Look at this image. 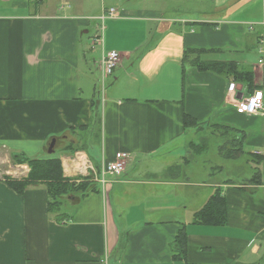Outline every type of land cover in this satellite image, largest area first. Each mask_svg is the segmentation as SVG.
I'll use <instances>...</instances> for the list:
<instances>
[{
    "label": "crops",
    "instance_id": "0c3cea01",
    "mask_svg": "<svg viewBox=\"0 0 264 264\" xmlns=\"http://www.w3.org/2000/svg\"><path fill=\"white\" fill-rule=\"evenodd\" d=\"M93 1L0 0V264L263 262L264 0H121L90 14ZM107 51L120 60L101 94ZM194 62L250 71L251 87ZM230 83L238 97L262 91L263 110L236 114ZM184 116L197 125L184 127ZM52 139L56 157L46 153ZM117 153L128 155L121 175L62 199V221L47 211L44 185L17 194L4 179L26 176L6 170L17 155L59 159L74 178ZM217 190L225 225L191 224ZM181 225L185 261L172 259Z\"/></svg>",
    "mask_w": 264,
    "mask_h": 264
},
{
    "label": "trees",
    "instance_id": "16d2710c",
    "mask_svg": "<svg viewBox=\"0 0 264 264\" xmlns=\"http://www.w3.org/2000/svg\"><path fill=\"white\" fill-rule=\"evenodd\" d=\"M194 66L200 72L212 71L219 75L232 76L233 79L246 88L251 87L252 78L250 71L238 70L235 65L224 64L221 62H212L208 64H199L194 62ZM99 92V91H98ZM197 123L188 116H184L183 126L191 127L196 126ZM204 146L202 142L199 145H191V149H195V154L203 150ZM225 154L226 158H236L242 154L240 149L230 150ZM14 164L23 165L26 164L28 172L25 177L15 179L5 177L7 185L13 189L17 194H23L25 189L29 186L44 185L47 191L48 202L47 211L49 213H55L56 218L62 221L63 216L58 213L60 210L61 202L64 197L70 193L75 192L80 196H85L88 192L96 190V182L89 181V177L75 176L74 178L63 177L61 162L59 159H38L27 158L23 155H17L12 157ZM260 158L256 159L258 163ZM93 183H95L93 185ZM226 223V206L225 200L220 196V190L215 191L207 202L192 216L191 224L203 225V226H224ZM187 250V232L186 226L181 225V228L177 231L173 240L172 252L173 260L186 259ZM263 262L259 264H263Z\"/></svg>",
    "mask_w": 264,
    "mask_h": 264
},
{
    "label": "built area",
    "instance_id": "2783aa9c",
    "mask_svg": "<svg viewBox=\"0 0 264 264\" xmlns=\"http://www.w3.org/2000/svg\"><path fill=\"white\" fill-rule=\"evenodd\" d=\"M116 11L114 9L107 10L108 17H114ZM105 18L102 15L99 19L103 21ZM99 34L95 39V43H98L101 39V33L103 31L102 25L98 28ZM261 53L264 55V42L261 41ZM120 60L119 53L115 51H107L104 52L100 62H99V85L101 86V90L99 93L102 94L104 88V84L106 78H110L113 74V71L117 67ZM262 62V61H260ZM263 93L262 91L256 90L253 91L252 94L248 96H237V86L235 83H230L226 90V101L233 107L234 111L238 115L251 117L257 115L260 111L263 110ZM78 155H75L74 161H77ZM128 159V155L126 153H117L114 156L112 162L104 163L102 162L99 171L97 172L92 166L88 165L87 168L84 169L82 167H78L77 173L78 175H84V177H89L91 175L93 181H95L98 185L103 187L106 184L105 175L108 176H119L124 171L126 161ZM73 162V159H72ZM73 170H74V162H73ZM106 263V260H105Z\"/></svg>",
    "mask_w": 264,
    "mask_h": 264
},
{
    "label": "rangeland",
    "instance_id": "374dc122",
    "mask_svg": "<svg viewBox=\"0 0 264 264\" xmlns=\"http://www.w3.org/2000/svg\"><path fill=\"white\" fill-rule=\"evenodd\" d=\"M70 1V0H69ZM102 1V2H101ZM118 1H121V0H95V1H93V4H95L96 6L94 7V8H92L93 7V5H91V10L92 11H90V14H94V13H98V11H99V7L101 8L102 6L104 7V8H109V7H113V8H116L117 7V5H116V3L118 2ZM165 3H168V1L169 0H163ZM64 3H66L67 1H63ZM119 3V2H118ZM147 6L148 7H153L155 4H156V2H155V0H147ZM136 6H141V2H137L136 3ZM95 9H96V11H95ZM97 20V19H96ZM99 24H101L102 25V27L105 29V25H104V23L102 22V21H100L99 22ZM100 90H101V86H100V88H99ZM99 90V91H100ZM198 143V142H197ZM196 145H198V144H196ZM48 149V148H47ZM47 149H46V153H47ZM58 149V147L56 148V150ZM189 154H191V155H193V154H195V149H189V152H188ZM213 153V152H212ZM214 154V153H213ZM213 154H211V157H213ZM255 154H257V153H255ZM47 156H52V157H56V156H58V153H57V151H55L54 153H52V154H50V155H47ZM48 158V157H47ZM247 159V161H249L250 159H251V156L250 155H248V158H246ZM12 165H16V164H14L13 162L11 163V166ZM10 166V167H11ZM23 166H26L27 167V165L26 164H23ZM7 168L6 170H9V171H11V172H14V171H16L17 173H18V171L19 170H22V171H24V172H28V167L26 168V170H23L22 168ZM243 168H244V166H243ZM27 174V173H26ZM246 174H248V170L246 169V168H244V171H243V175H246ZM70 195H75V192H73V193H70L69 195H67V196H70ZM66 196V197H67ZM65 198V197H64ZM66 206H68L67 204H66ZM65 209L66 208H62L61 209V211L63 212V211H65ZM264 264V263H263Z\"/></svg>",
    "mask_w": 264,
    "mask_h": 264
},
{
    "label": "water",
    "instance_id": "95a60500",
    "mask_svg": "<svg viewBox=\"0 0 264 264\" xmlns=\"http://www.w3.org/2000/svg\"><path fill=\"white\" fill-rule=\"evenodd\" d=\"M54 145H55V140L52 139L51 142H50L49 145H48V149H47V154H48V155H50V154H52V153L54 152V151H53V149H54Z\"/></svg>",
    "mask_w": 264,
    "mask_h": 264
}]
</instances>
